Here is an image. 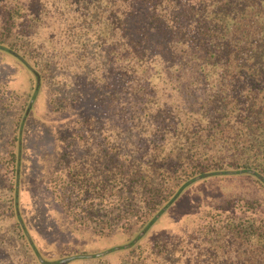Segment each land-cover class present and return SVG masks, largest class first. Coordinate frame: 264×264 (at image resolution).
I'll return each mask as SVG.
<instances>
[{
  "label": "trees",
  "instance_id": "16d2710c",
  "mask_svg": "<svg viewBox=\"0 0 264 264\" xmlns=\"http://www.w3.org/2000/svg\"><path fill=\"white\" fill-rule=\"evenodd\" d=\"M0 51L64 116L45 181L73 240L24 220L29 97L1 145L0 264H264V0H0ZM197 182L217 187L155 232Z\"/></svg>",
  "mask_w": 264,
  "mask_h": 264
},
{
  "label": "rangeland",
  "instance_id": "374dc122",
  "mask_svg": "<svg viewBox=\"0 0 264 264\" xmlns=\"http://www.w3.org/2000/svg\"><path fill=\"white\" fill-rule=\"evenodd\" d=\"M30 78V74L17 58L0 51V153L9 149L7 144L6 147L1 146L5 141L13 144L18 128L16 121L25 112L29 97L32 98L33 109L19 129L22 148L18 196L28 229L42 246L54 250L57 245L73 243L71 236H66L68 224L62 211L50 203L45 181V176L54 163L52 154L57 146L56 133L65 119L62 114L50 109L47 81L33 89V78ZM0 174L1 178L3 172L0 171ZM216 187V183L192 184L152 229L166 236L178 234L190 212L194 210L190 206L196 200L211 197ZM1 192L4 193L3 190ZM93 239L95 238H86L84 242L91 251L112 246L115 241L114 238H101L97 241Z\"/></svg>",
  "mask_w": 264,
  "mask_h": 264
}]
</instances>
